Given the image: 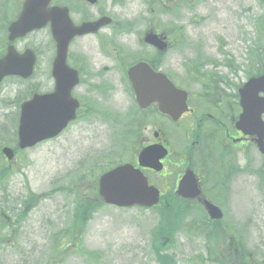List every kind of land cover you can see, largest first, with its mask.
Returning a JSON list of instances; mask_svg holds the SVG:
<instances>
[{"label":"rangeland","instance_id":"rangeland-1","mask_svg":"<svg viewBox=\"0 0 264 264\" xmlns=\"http://www.w3.org/2000/svg\"><path fill=\"white\" fill-rule=\"evenodd\" d=\"M187 2L177 11L163 9L164 12L151 18L146 0H101L90 14L95 17L102 11L115 25L120 22L131 24L128 25L132 30L130 33H122L126 31L122 28L116 36H111L108 30L101 32L102 38L112 44L108 48L113 56L120 52L119 47L134 55L149 51L142 49L139 43L145 29L167 31L175 36L176 29L183 28L184 41L167 53L161 70L195 97L203 86L196 83L199 80L192 81L189 72L194 66L201 65V74L208 73L210 78L216 76L217 81L222 78L229 82L232 88L221 85L219 88L227 95H235L254 70L248 54L253 48L256 24L264 19L263 1ZM11 11L9 4L8 16ZM77 12L74 20L79 18ZM49 40L47 33L31 37L37 44H48ZM49 53L40 54L42 64ZM69 53L72 57L83 55L85 60L96 64L95 68L102 70L103 76L94 80L99 93L94 92L89 99L99 113L104 114L83 118L69 126L59 138L19 153L15 162L7 163L0 156V171L6 168L9 174L5 183L6 175L0 180V264H163L162 260L156 261L153 254L169 255L174 258V264H205L204 241L189 229L196 228L203 220L200 211L196 214L191 209L186 212L180 203H175L168 215L161 207L158 210L116 209L101 205L94 198L96 179L112 165L130 162L133 149L137 148L138 136L130 133L128 127L129 120H135V117H121L118 122H108L106 117V113H111L113 121L117 115L123 116L132 104V96L122 73L114 68L113 56L103 54L105 57H102L94 38L75 41ZM231 63L233 67L227 66ZM105 67L108 72L103 70ZM13 87L10 83L4 89L9 96L6 103L16 95ZM224 92L222 96L227 97ZM4 113L9 114L10 110L2 112L0 108V115ZM154 122L150 114L142 122L133 121L134 125H141L140 129L147 126L144 133L147 139H151V132L158 129L155 124L151 125ZM157 122L163 133L174 131L171 160L179 159L183 149L188 147V134L181 128L170 129L161 118ZM13 123L10 116L0 119V124H4L0 126L1 138L8 139L13 134ZM9 140L0 141V148L11 146V143L3 142ZM232 155L246 159L250 154L248 149L239 148L231 150ZM242 168L245 173L239 174V178L253 172L248 163L242 164ZM80 176L85 177L78 183ZM263 182L264 178L260 177L258 188L249 189L242 182L239 188L230 187L229 195L218 198L226 206L228 219L248 221L247 227L235 229L237 240L233 248L238 251V264H264V198L257 192ZM30 195L43 197L21 217L22 204L30 199ZM75 195L94 204L93 213L83 227L74 220ZM167 236L172 242L158 250V244Z\"/></svg>","mask_w":264,"mask_h":264},{"label":"flooded vegetation","instance_id":"flooded-vegetation-1","mask_svg":"<svg viewBox=\"0 0 264 264\" xmlns=\"http://www.w3.org/2000/svg\"><path fill=\"white\" fill-rule=\"evenodd\" d=\"M101 0H96V5H90L88 0H51L45 11L50 12L54 7H66L69 10V15L75 26L87 22H93L97 19L106 16L104 12H98L95 17L90 14L99 6ZM74 2V3H73ZM12 6L11 16L7 15V6ZM25 0H0V60L4 58L8 49H12L13 54L21 57L24 53L32 51L36 56V63L33 68L32 76L23 78L21 75H14L4 77L0 83V108L2 112L7 109L10 110L9 114H1V118L10 116L14 120L12 125V132L15 133L16 142L12 144L15 146L17 143V129L19 121L20 107L22 104L30 101L34 95L47 96L52 95L56 91L57 81L54 77V58L56 56V45L52 38L48 44H37L31 41V37L41 33H47L51 37V27L49 24L45 25L41 30L34 31L22 37L10 39L8 32L9 27L14 24L23 11ZM74 5L76 8L74 9ZM79 15L77 20L73 19L75 12ZM108 29V28H107ZM101 29L96 35H85L75 38L72 42L79 41L85 38H94L98 47L100 48L102 57L110 56L106 44V39L102 38L101 32L107 30ZM110 35H114L113 29H108ZM172 43L171 39H168ZM72 46V44H71ZM151 50L152 56L155 54L154 49ZM44 51H49V57L41 63L40 54ZM104 54V55H103ZM113 56V55H111ZM114 68L119 67L125 72L129 67H132L136 62H129V66H121L125 61L122 55L117 54L113 56ZM131 60V59H129ZM150 67H153V62L149 60L146 55V60ZM67 65L77 73L78 83L72 89L71 96L78 102V109L76 111V121L83 120V118L97 117L99 111H95V106L92 105L89 95L94 92L99 93L98 88H95L94 80L100 78L103 74L94 62L85 60L84 56H73L71 53L67 55ZM155 65V64H154ZM22 66V64H21ZM103 70L107 71L106 68ZM20 71V67L18 68ZM57 75L63 76V72H58ZM126 76V75H125ZM127 78V77H126ZM120 81V79H119ZM9 82V83H6ZM11 83L15 88V96L6 103L9 96H6L4 89ZM120 83V82H119ZM215 90V89H214ZM211 88H205L196 96L197 100L201 103L200 107L190 108L191 99L188 97L189 113L183 115L181 119L173 124L169 119L170 128L181 127L183 130H188L187 138L189 139V146L183 149L179 159L171 160L173 154L170 148L173 132L169 131L168 134L158 130L151 132L153 137L147 139L144 136L146 127L140 129V124L136 129L137 138V152H141L145 147L163 146L168 151V156L161 161L163 169L157 173L148 167L139 168L138 162L133 161L132 164L135 168L140 169L143 175L147 178L149 185L155 187L160 194L161 206L171 212L174 209L175 203L178 201H186L189 204L185 206V211L189 212L190 209L200 211L203 220L199 221L196 228H189L190 233L196 232L203 239L204 244V263L205 264H238L237 254L238 251L234 250V241L237 240L235 229L240 226H248V221L241 224L228 219L226 206L219 202L218 198L227 196L230 192V187L234 189L239 188L242 182L248 185V189L257 186L260 177L264 178V154L257 151L255 146V138L243 136L236 128V122L240 114L238 103L233 104L230 99L224 98L222 95L219 97L213 92ZM221 93V91H219ZM104 101V100H101ZM140 111V122L144 120L149 114L152 121L151 125L155 124L159 129L162 128L158 124L157 112L154 107L151 110ZM106 113V112H105ZM6 114V116H5ZM107 121L109 114L106 113ZM4 125V124H0ZM140 132L139 135H137ZM237 141V142H235ZM235 142V143H234ZM248 149L250 154L246 159L238 156H230L231 150L234 149ZM199 154V156H197ZM252 154V156H251ZM244 161V162H241ZM248 163L253 172L248 174V177L239 178L238 175L245 173L242 164ZM191 172L197 183L200 191V196L193 200L181 198L178 193V183L186 172ZM256 171L257 175H256ZM258 194L264 198V182L257 190ZM250 195H254L252 189L249 190ZM204 202H209L215 205L222 213L221 220H212L204 207ZM262 206L263 202H262ZM212 263H211V262Z\"/></svg>","mask_w":264,"mask_h":264},{"label":"water","instance_id":"water-1","mask_svg":"<svg viewBox=\"0 0 264 264\" xmlns=\"http://www.w3.org/2000/svg\"><path fill=\"white\" fill-rule=\"evenodd\" d=\"M37 0H26V8L24 15L30 14L32 22L43 25L44 18L40 17V9L36 10V16L33 17L34 10L31 9ZM47 3L48 0H41ZM65 17L57 15V19L61 20ZM22 20L20 18L19 22ZM18 22V23H19ZM108 23V20H101L92 25H85L81 29H74L67 25L62 31L56 30L54 39L57 42V66L65 68V57L69 41L75 35L95 32L98 27ZM70 24V23H69ZM36 28L31 25L29 29ZM145 42L150 45H155L160 51L165 47L157 43V37L149 35L145 38ZM31 59L30 66L27 68V76L31 72L33 65ZM7 65V59L0 62V79L10 72ZM129 76L133 84L137 102L141 105L143 102L151 103L156 101L159 106V111L163 114L171 116L176 120L185 110V94L175 90L167 79L161 74L152 73L144 64H139L129 71ZM67 90L59 89L57 97H35L30 103L24 104L21 110L20 125L18 129V147L23 150L32 148L35 145L57 137L75 117V107L71 104L70 90L74 83L73 78L67 81ZM264 92V78L252 79L240 91L241 106L243 114L240 117L238 128L242 129L245 134H251L248 131L253 126L263 130V124H260L259 117L264 112V105L257 99V94ZM62 92V93H61ZM146 96V97H145ZM162 153L159 159L166 155V152L161 148L146 150L139 158L148 160V157L153 159L155 164L158 160V153ZM2 153L11 160L13 153L9 149H3ZM155 165V169L158 170ZM99 195L106 204L116 207H133L141 206L150 208L158 203V192L148 187L146 180L142 174L134 170L132 166L125 165L118 167L104 175L99 179ZM210 209V214L213 218V213L216 209Z\"/></svg>","mask_w":264,"mask_h":264},{"label":"trees","instance_id":"trees-1","mask_svg":"<svg viewBox=\"0 0 264 264\" xmlns=\"http://www.w3.org/2000/svg\"><path fill=\"white\" fill-rule=\"evenodd\" d=\"M7 173H8V170L6 168L2 169L0 171V180L3 179L5 175H7ZM84 177L85 176H80L78 178L79 179L78 183H81ZM92 194L95 199H98V196L95 190H93ZM29 198L30 199L24 203L26 211L31 209L33 207V204L41 197H35L33 195H30ZM92 207H94V204L89 199H86L81 195L79 196L75 195L74 208L72 211L74 212V220L78 224L79 227L85 226L86 221L90 218V216L93 213Z\"/></svg>","mask_w":264,"mask_h":264},{"label":"bare ground","instance_id":"bare-ground-1","mask_svg":"<svg viewBox=\"0 0 264 264\" xmlns=\"http://www.w3.org/2000/svg\"><path fill=\"white\" fill-rule=\"evenodd\" d=\"M171 260H173L171 257H170Z\"/></svg>","mask_w":264,"mask_h":264}]
</instances>
